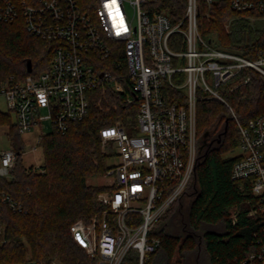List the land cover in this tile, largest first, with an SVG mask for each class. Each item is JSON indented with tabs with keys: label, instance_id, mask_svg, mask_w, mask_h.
<instances>
[{
	"label": "built area",
	"instance_id": "1",
	"mask_svg": "<svg viewBox=\"0 0 264 264\" xmlns=\"http://www.w3.org/2000/svg\"><path fill=\"white\" fill-rule=\"evenodd\" d=\"M150 1L0 0L1 21L23 17L29 32L54 43L48 69L34 72L33 67L24 77L5 76L0 70V96L21 136L34 128L41 131L45 121L51 130L66 132L70 123L88 115L91 93L99 87L123 93L128 105L137 106L126 121L100 129L102 144L112 143L118 159L110 171L114 187L98 195L102 210L89 221L79 219L70 226L88 264H123L133 250L138 264H145L159 249L161 239L151 231L195 171L201 99H216L229 108L240 133L236 147L241 150L235 155L232 175L250 186L248 214L264 216V114L243 123L226 98L230 81L242 70L253 68L264 74V49L250 58L202 35L201 6L220 0H187L185 14L176 23L167 11L148 7ZM230 4L251 24L264 19V0H230ZM226 27L230 30V22ZM47 133L39 132L35 141ZM16 162L13 146L0 149V177L10 178ZM3 200L20 209L10 196ZM256 241L258 250L242 264H264V227L256 233ZM16 264L36 262L28 255Z\"/></svg>",
	"mask_w": 264,
	"mask_h": 264
},
{
	"label": "trees",
	"instance_id": "2",
	"mask_svg": "<svg viewBox=\"0 0 264 264\" xmlns=\"http://www.w3.org/2000/svg\"><path fill=\"white\" fill-rule=\"evenodd\" d=\"M186 6L187 0L148 2L151 9L167 11L174 23L183 18ZM229 18L230 30L226 28ZM199 26L202 35L214 39L218 47L250 58L264 49V27L251 24L232 8L230 0L201 6ZM53 50V42L27 30L23 17L0 20L3 75L26 76L29 60L34 72L46 70ZM246 77L250 79L244 82ZM229 85L227 101L243 123L264 114V74L246 68ZM137 110L136 105L126 103L123 93L108 86L93 90L89 113L83 120L70 123L64 133L51 130L42 136L44 162L39 167L25 165V145L14 117L0 110V124L8 125V137L17 153L11 177H0V264L23 262L28 254L36 264L53 260L88 264L89 258L72 238L70 226L79 219L89 221L104 208L98 195L107 187L88 182L108 170L107 159L112 155L101 148L100 129L126 121ZM197 140L193 176L151 231L161 239V245L145 264H199L203 251L210 264H242L259 248L256 233L264 227V216L248 214L253 198L250 186L233 178L236 157L224 156L240 143V133L223 102L199 100ZM6 195L20 204V209L11 208L3 200ZM232 214H236L235 222ZM123 264H138L137 252L131 251Z\"/></svg>",
	"mask_w": 264,
	"mask_h": 264
},
{
	"label": "rangeland",
	"instance_id": "3",
	"mask_svg": "<svg viewBox=\"0 0 264 264\" xmlns=\"http://www.w3.org/2000/svg\"><path fill=\"white\" fill-rule=\"evenodd\" d=\"M127 10L129 12V14H133V9L130 6H127ZM248 20L250 21V23L252 22L250 19H248ZM231 21H232V19H230V21L227 19L226 23L230 22V24H231ZM254 23H256L257 26L264 27V19L256 18L254 20ZM229 29H231V28H229ZM8 108L9 107H8V103H7L6 99L4 97L0 96V110L1 111H7ZM51 128H52V126H51L50 122L45 121L41 127V129H42L41 131L39 130V128H34L33 131L30 132V134L26 133V134L22 135V139H23V142L25 145L22 157H23V161H24L25 165H27V166L33 165L35 167H39L41 164H43L44 154L42 152L43 149H41L42 146H39L38 149L35 148L36 142H37V145H42L41 144L42 136H40L38 138V141H35V138L38 137L39 132H43V133L49 132V131H51ZM6 130H7V125H2L0 128V132H6ZM7 135H8V131H7ZM7 135L0 133V149H4V148L12 146L10 143L9 137ZM101 148L105 153L112 154L107 159V165L109 168L104 174L89 178L88 182L91 184L103 185V186L107 187V189L102 191L104 194L105 192H110V190L114 187V175L110 171L114 165V162H116L118 159L112 152V150H113L112 143H108L105 145H103L101 143ZM240 151L241 150L239 147H235L233 150L225 153L224 156H235V155L239 154ZM28 255H31V254H28ZM199 264H210L208 257H207V254L204 251L200 253Z\"/></svg>",
	"mask_w": 264,
	"mask_h": 264
},
{
	"label": "water",
	"instance_id": "4",
	"mask_svg": "<svg viewBox=\"0 0 264 264\" xmlns=\"http://www.w3.org/2000/svg\"><path fill=\"white\" fill-rule=\"evenodd\" d=\"M32 68H33L32 61H31V60H29V61L27 62V69H28V71H31V70H32Z\"/></svg>",
	"mask_w": 264,
	"mask_h": 264
},
{
	"label": "crops",
	"instance_id": "5",
	"mask_svg": "<svg viewBox=\"0 0 264 264\" xmlns=\"http://www.w3.org/2000/svg\"><path fill=\"white\" fill-rule=\"evenodd\" d=\"M4 125H6V124H4ZM8 129H9V127H8V125H7V130H6V135H7V131H8ZM28 134H30V133H28ZM8 136V135H7ZM35 142V141H34ZM39 146H41V145H37V142H36V146H35V148L36 149H38L39 148ZM41 148V147H40ZM42 149V148H41ZM42 152H43V150H42Z\"/></svg>",
	"mask_w": 264,
	"mask_h": 264
}]
</instances>
